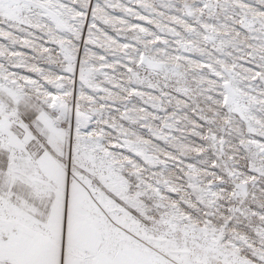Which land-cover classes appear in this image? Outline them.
Listing matches in <instances>:
<instances>
[{"label": "snow or ice", "instance_id": "snow-or-ice-1", "mask_svg": "<svg viewBox=\"0 0 264 264\" xmlns=\"http://www.w3.org/2000/svg\"><path fill=\"white\" fill-rule=\"evenodd\" d=\"M0 264H264V0H0Z\"/></svg>", "mask_w": 264, "mask_h": 264}]
</instances>
